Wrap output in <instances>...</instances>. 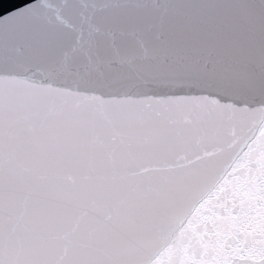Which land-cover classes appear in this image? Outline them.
Returning a JSON list of instances; mask_svg holds the SVG:
<instances>
[{"label": "snow or ice", "instance_id": "obj_1", "mask_svg": "<svg viewBox=\"0 0 264 264\" xmlns=\"http://www.w3.org/2000/svg\"><path fill=\"white\" fill-rule=\"evenodd\" d=\"M0 264H264V0L0 14Z\"/></svg>", "mask_w": 264, "mask_h": 264}, {"label": "water", "instance_id": "obj_2", "mask_svg": "<svg viewBox=\"0 0 264 264\" xmlns=\"http://www.w3.org/2000/svg\"><path fill=\"white\" fill-rule=\"evenodd\" d=\"M16 6V0H0V14Z\"/></svg>", "mask_w": 264, "mask_h": 264}]
</instances>
